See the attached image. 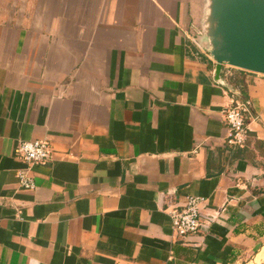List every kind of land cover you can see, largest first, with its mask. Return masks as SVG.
Here are the masks:
<instances>
[{
  "label": "crops",
  "instance_id": "crops-1",
  "mask_svg": "<svg viewBox=\"0 0 264 264\" xmlns=\"http://www.w3.org/2000/svg\"><path fill=\"white\" fill-rule=\"evenodd\" d=\"M207 4L0 0V264H264V75L216 78ZM35 139L54 156L28 189L15 152ZM191 195L222 214L180 238L170 211Z\"/></svg>",
  "mask_w": 264,
  "mask_h": 264
},
{
  "label": "water",
  "instance_id": "water-1",
  "mask_svg": "<svg viewBox=\"0 0 264 264\" xmlns=\"http://www.w3.org/2000/svg\"><path fill=\"white\" fill-rule=\"evenodd\" d=\"M203 30L216 78L224 66L264 75V0H208Z\"/></svg>",
  "mask_w": 264,
  "mask_h": 264
},
{
  "label": "built area",
  "instance_id": "built-area-1",
  "mask_svg": "<svg viewBox=\"0 0 264 264\" xmlns=\"http://www.w3.org/2000/svg\"><path fill=\"white\" fill-rule=\"evenodd\" d=\"M251 109L252 101L243 97L238 90L233 91L229 104L223 110V119L229 129L228 145L242 147L246 144L250 136L248 116ZM15 155L27 165L18 171L19 182L24 188L33 189L36 184L29 170L52 160L54 149L48 139L19 140ZM205 200L203 196L191 195L183 208L170 211L172 229L178 237L186 238L197 234L200 229H208L221 216V210L215 214L203 215L202 205Z\"/></svg>",
  "mask_w": 264,
  "mask_h": 264
},
{
  "label": "trees",
  "instance_id": "trees-1",
  "mask_svg": "<svg viewBox=\"0 0 264 264\" xmlns=\"http://www.w3.org/2000/svg\"><path fill=\"white\" fill-rule=\"evenodd\" d=\"M234 82V81H233Z\"/></svg>",
  "mask_w": 264,
  "mask_h": 264
}]
</instances>
